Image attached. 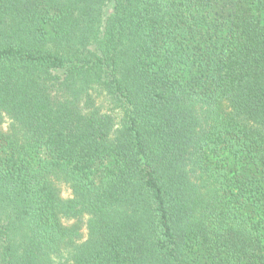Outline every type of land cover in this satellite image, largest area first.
I'll return each instance as SVG.
<instances>
[{
    "label": "trees",
    "instance_id": "trees-1",
    "mask_svg": "<svg viewBox=\"0 0 264 264\" xmlns=\"http://www.w3.org/2000/svg\"><path fill=\"white\" fill-rule=\"evenodd\" d=\"M0 264H264V0H0Z\"/></svg>",
    "mask_w": 264,
    "mask_h": 264
},
{
    "label": "rangeland",
    "instance_id": "rangeland-1",
    "mask_svg": "<svg viewBox=\"0 0 264 264\" xmlns=\"http://www.w3.org/2000/svg\"><path fill=\"white\" fill-rule=\"evenodd\" d=\"M4 125H6V123ZM61 190H62V195L63 196H67L68 195L69 191H68V189L65 186H62Z\"/></svg>",
    "mask_w": 264,
    "mask_h": 264
}]
</instances>
